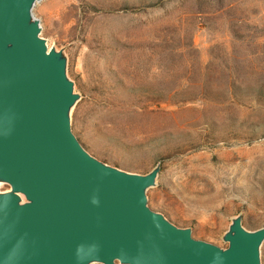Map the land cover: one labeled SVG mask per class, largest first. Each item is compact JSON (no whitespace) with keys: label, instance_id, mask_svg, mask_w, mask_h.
I'll list each match as a JSON object with an SVG mask.
<instances>
[{"label":"rangeland","instance_id":"1","mask_svg":"<svg viewBox=\"0 0 264 264\" xmlns=\"http://www.w3.org/2000/svg\"><path fill=\"white\" fill-rule=\"evenodd\" d=\"M34 13L68 57L72 129L91 154L137 173L159 163L149 205L197 238L227 246L238 214L264 226V0H41Z\"/></svg>","mask_w":264,"mask_h":264},{"label":"water","instance_id":"2","mask_svg":"<svg viewBox=\"0 0 264 264\" xmlns=\"http://www.w3.org/2000/svg\"><path fill=\"white\" fill-rule=\"evenodd\" d=\"M41 0H0V264H262L264 226L232 218L227 246L153 209L147 173L91 154L72 129L80 98L63 49L48 46Z\"/></svg>","mask_w":264,"mask_h":264},{"label":"bare ground","instance_id":"3","mask_svg":"<svg viewBox=\"0 0 264 264\" xmlns=\"http://www.w3.org/2000/svg\"><path fill=\"white\" fill-rule=\"evenodd\" d=\"M1 188V187H0ZM2 192H7V189L6 190H2V189H0Z\"/></svg>","mask_w":264,"mask_h":264}]
</instances>
